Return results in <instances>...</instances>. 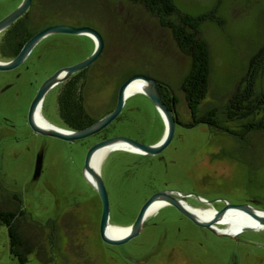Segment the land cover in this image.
I'll return each instance as SVG.
<instances>
[{
  "label": "rangeland",
  "instance_id": "obj_1",
  "mask_svg": "<svg viewBox=\"0 0 264 264\" xmlns=\"http://www.w3.org/2000/svg\"><path fill=\"white\" fill-rule=\"evenodd\" d=\"M4 1L9 6L15 2ZM217 1L218 24L205 21L201 26L212 59L209 91L200 104L202 110L212 101H227L264 35V0H176V4L196 14ZM35 5L33 11L48 9L54 21L89 24L102 34L104 48L98 64L103 77L118 80L132 71L161 78L174 90L179 117L183 121L190 119L180 89L189 58L179 52L170 31L161 27L142 6L127 0H36ZM50 37L63 41L55 51L64 54L62 59L66 61L80 60L94 47L86 34L59 33ZM105 88L103 85L100 94L102 110L108 107ZM56 95V89L46 92L42 115L47 122L64 127L57 113ZM1 113L20 124L8 107L2 106ZM120 114L114 121L115 128L126 136L149 143L159 140L164 132L160 114L142 92L129 94ZM246 138L248 144L243 150L230 135L204 125L176 127L167 147L169 152H175L183 167L175 169L178 178L170 184L206 191L236 186L264 190V130L252 131ZM43 148L42 172L34 180L38 142L14 141L0 135L3 189L20 192L33 219L40 222L55 219L61 237L53 251L48 242H43L39 257L31 253L27 264H264V229H248L235 239L213 232L204 234L190 220L180 219L178 211L170 206L158 216H172L174 220H156L152 215L157 209L148 215L152 220L144 221L139 235L123 244L106 246L96 234L100 203L95 189L82 173L88 142L55 137L43 143ZM133 158L115 150L107 153L100 165L110 205L109 221L115 225L130 224L150 193L149 186L134 191L137 183L134 178L144 171V175L148 171L153 175L159 173L157 167L142 165L134 171V178L125 179L124 170ZM158 184L155 180L154 185ZM262 201L259 208L264 209V192ZM158 241L161 242L157 244ZM0 264H17L10 254L3 224H0Z\"/></svg>",
  "mask_w": 264,
  "mask_h": 264
},
{
  "label": "flooded vegetation",
  "instance_id": "obj_2",
  "mask_svg": "<svg viewBox=\"0 0 264 264\" xmlns=\"http://www.w3.org/2000/svg\"><path fill=\"white\" fill-rule=\"evenodd\" d=\"M20 1L21 0H15L14 4L12 6H9L4 3L5 2L4 0H1L0 8L2 7L3 8L0 9V19L3 16H5L7 13H9L13 8H15ZM35 2L36 0H31L27 10L19 17H17L11 24H9L7 27H5L3 30L0 31V62H6L13 59L14 56L20 51L23 44L34 33L50 25L69 24L73 26H78L65 21H54L51 18L50 16L51 14H49L50 11L48 9L45 11L42 9L37 12L33 11V8L36 6ZM16 22L19 23L15 24ZM52 34H59V33H52ZM65 34H70V33H65ZM50 35L51 34L45 35L39 41H37L35 45L29 50L26 57L23 59L21 63H19L18 65H16L11 69H5V70L0 69V90L5 87L3 90L0 91V110L2 106L8 107L12 112L10 114L18 118L20 122L19 125H16L13 122V117L1 113L0 135H2L4 138H8V139L11 138L14 141L23 139L26 142H30V143L38 142V147L42 149H44L43 143L47 142L48 139L55 137L39 133L31 128V125L28 120V111L32 99L36 95L35 93H37L42 82L50 75H52L56 70L71 65L73 63H76L83 59L80 58V60L78 59V60H70V61L63 60L62 58L64 54L62 55L58 51H55L56 46H58L60 43H63V41L60 42L59 39H54L50 37ZM100 56L97 57L88 66L78 71L76 70L75 72L71 73L65 80L51 86L48 89V90L56 89L57 95L63 87L65 88L66 91L70 89H74L78 93L81 105L83 106L84 110L87 111L88 113L89 123L86 126L90 125V123H93L94 121L101 118L102 116H104L113 109V107L116 104L118 88L120 86V83L124 81V80L120 81L119 79L117 80V78H113L111 76L108 78L102 76L100 72V66L98 64ZM90 68L93 69L92 72L90 71L91 70ZM103 81L105 83H103ZM103 85H105L106 87L105 90L108 92L107 95L105 96L107 98L106 103L108 107L104 110L100 108L101 107L100 94L102 92ZM159 85H162L160 81L158 83V87ZM45 94L43 95V98ZM43 98L41 100L40 107H38L39 113L41 115L43 114L42 111ZM176 115L179 122L176 125V127L178 126L188 127L186 125V122L188 121H183L179 117L178 113H176ZM120 117L121 114H119L116 119L110 122L106 127L101 129L99 132L89 135L88 137L81 138L80 140H84L88 142V147H89L90 145L101 139L115 135H124L116 130L115 128L116 124H114V121L118 120ZM59 119L62 125L64 126V128H66L65 122L60 118V116ZM128 137L137 140L139 142L145 143L140 139H136L131 136ZM154 142H149L146 144H151ZM168 147H166L159 153H155V155L143 154L140 152H134L130 150L128 151L126 149H115L117 151H122L134 156L133 160L127 163V168L124 170L123 176L125 179H131L132 177L134 178L135 176L134 171L138 170V168H140L142 165H147L149 167L154 166L158 168L159 171L158 175H153L149 171L148 174L144 175V173L146 172L144 171V173H142L143 175L139 174L136 178H134L137 182L136 185H134V191H140L148 186L151 187L150 193L148 194V196H146L144 201L152 193L165 190L168 191L171 194V196H175V197H179V195H177L175 191L185 193L186 195L181 197V200H183V202L186 205L194 209L197 208L198 206H203L207 208L213 207L214 209L219 210L222 207H224L226 204L250 203V205L258 206V207L263 204L262 193L264 192V190H262V187H258L255 189L254 187L251 188L250 186L249 187L236 186V187H226V188L212 189L206 191V190H200L195 186H192L190 188H182V186L171 185L170 183L178 178L175 169L176 168L178 169L180 166L183 167V163L179 161L173 150H171L170 152L168 151ZM115 150L111 149L107 151V153L112 151L115 152ZM155 180L159 182L158 185H154ZM0 187H3L1 182H0ZM96 196L100 203V216L98 218V220L100 221L102 205L99 194H97V192H96ZM198 197L202 198L204 201L198 200ZM191 204H196V205L191 206ZM167 206L175 208L170 204L163 205L160 208H157L159 210L152 216L157 217L156 220H166V221L174 220V217L172 216H163V217L158 216L160 212L163 209H165V207ZM178 213L180 219L190 220L188 217L183 215L181 211H178ZM152 216L147 215L144 218V221L152 220ZM198 227L200 228L201 232H203L204 234L211 232L209 229L205 227H200V226ZM96 231L98 238L102 241L100 234H98L99 222ZM160 242L161 241H158L157 244H159ZM103 243L110 248L113 246V245L110 246L105 242Z\"/></svg>",
  "mask_w": 264,
  "mask_h": 264
},
{
  "label": "trees",
  "instance_id": "obj_3",
  "mask_svg": "<svg viewBox=\"0 0 264 264\" xmlns=\"http://www.w3.org/2000/svg\"><path fill=\"white\" fill-rule=\"evenodd\" d=\"M142 6L158 24L170 31L179 52L189 58L188 69L180 82L190 119L188 127L204 125L220 133L230 135L245 149L249 133L264 130V35L258 47L251 53L236 88L222 103L211 102L205 110L200 108L209 91L211 57L208 44L201 34L205 21H214L219 1L211 8L193 14L181 9L176 0H127ZM19 22H16L17 24ZM88 25L89 24H74ZM135 73L120 77L125 80ZM159 90L162 100L176 110L178 99L171 85L161 78ZM57 111L66 128L78 130L86 126L88 113L84 110L74 89L63 87L57 95ZM177 113V110H176ZM0 187V224L5 225L8 234L9 251L17 264H27L29 255L38 252L43 242H48L51 251L56 249L60 237L56 220L40 222L32 218L24 206L20 192ZM111 223V222H110Z\"/></svg>",
  "mask_w": 264,
  "mask_h": 264
},
{
  "label": "water",
  "instance_id": "obj_4",
  "mask_svg": "<svg viewBox=\"0 0 264 264\" xmlns=\"http://www.w3.org/2000/svg\"><path fill=\"white\" fill-rule=\"evenodd\" d=\"M30 2L31 0H21L15 8H13L9 13L3 16L0 19V31L3 30L5 27H7L9 24H11L21 14H23L30 5ZM52 33L86 34L93 40L94 47L90 52V54L87 55L85 58H83L82 60L76 63H73L71 65L56 70L52 75H50L42 82L37 93H35L36 95L32 99L28 111V120L31 125V128L34 131L49 136H54L67 141H73V140L75 141L77 139L88 137L89 135L99 132L101 129L106 127L110 122L116 119L117 116L121 113L125 98L128 96L125 93L126 88L129 84H131V82L135 80L142 81V83L140 84V89L137 91L144 93L152 101L164 123V132L161 138L154 143L146 144L134 140L128 136L115 135L101 139L93 143L86 150L82 173L84 175V178H86L87 182L90 183L91 186L97 192V194H99L101 200L102 209H101V217L99 221L98 234H100V237L103 242L109 244L110 246L120 245L139 235L143 227L144 218L148 215V209L155 202H160L158 208L166 204H170L174 206L178 211H181L183 215L188 217L195 225L200 227H205L219 236H227L235 239L239 233L246 231L248 229L249 230L264 229V209H261L258 206L250 205V203L226 204L224 207H222L219 210L212 208L214 211L213 214L209 218H203L200 217L195 211H193L192 207L186 205L183 202V200H181V197L186 195L185 193L175 191L176 194L179 195V197H175V196H171V194L168 191L162 190L152 193L142 203L136 214L135 219L130 224L126 226L117 225L128 228V231L125 234L121 236L108 235L106 232L107 227L115 224L110 223L108 220L109 211H110L108 193L105 187V183L101 171L96 170L90 165L92 156L98 149L116 143L127 144L128 146H130V148H123V149H126L128 151L130 150L134 152H140L143 154H151V155H155V153L161 152L169 145V143H171V140L175 135L176 125L179 123L176 115V110L173 103L171 106H168L162 100L161 93L158 87L159 81L156 78L146 75L144 73H135L129 76L122 83H120L117 92L116 104L113 107V109L104 116H102L101 118L94 121L93 123H90V125L82 129L73 130L61 126L60 127L55 126L49 122H47L49 124L48 126L39 123L35 119V114L37 113V111H39L38 107H40V103L45 92L51 86L65 80L71 73L75 72L76 70L78 71L91 64L97 57L101 55L104 48V39L102 37V34L97 29L92 28L91 26L88 25L73 26L69 24H54L34 33L23 44L22 48L14 56L13 59L6 62H0V69L1 70L11 69L16 65H18L19 63H21L23 59L26 57L29 50L35 45L37 41H39L45 35ZM4 88H2L1 90H3ZM42 118L45 121H47L43 116ZM42 160H43V149L40 148L35 157V162H34V170L32 176L34 179L40 175L42 169ZM87 174H89L90 177H88ZM198 200L204 201L200 197H198ZM231 210H235L242 214L247 215L251 219L255 220L258 223V226L254 227V226L246 225L234 233L228 232L222 227H217L216 223L219 220H222L224 215Z\"/></svg>",
  "mask_w": 264,
  "mask_h": 264
},
{
  "label": "bare ground",
  "instance_id": "obj_5",
  "mask_svg": "<svg viewBox=\"0 0 264 264\" xmlns=\"http://www.w3.org/2000/svg\"><path fill=\"white\" fill-rule=\"evenodd\" d=\"M141 83H142L141 80H135L131 82V84H129L126 88V91H125L126 95H129L139 90ZM35 119L43 125H46V126L49 125L47 121H45L42 118L39 111H37V113L35 114ZM123 148H130V146L124 143H116V144L98 149L92 156L90 165L96 170H100L101 161L103 157L105 156V154L107 153V151L111 149L115 150V149H123ZM87 176L90 177L89 174H87ZM159 205H160V202H155L154 204H152L148 209V215L156 211L157 210L156 208H158ZM193 211H195L200 217H203V218H209L214 212L212 208H204V209H200V208L194 209L193 208ZM217 223L218 224L220 223L221 225L225 224V226H223L222 228L231 233L237 232L239 229H241L243 226H246V225H250L254 227L258 226V223L255 220L235 210H231L227 212L222 218V220H219ZM217 223H216V226L219 227ZM127 231H128L127 227H121L117 225H110L107 227V230H106L107 234L111 236H121L125 234Z\"/></svg>",
  "mask_w": 264,
  "mask_h": 264
}]
</instances>
